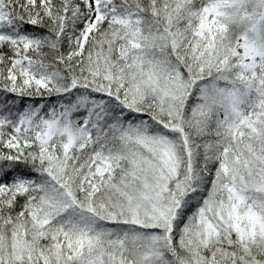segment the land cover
Listing matches in <instances>:
<instances>
[{
	"label": "snow or ice",
	"instance_id": "6c2138e0",
	"mask_svg": "<svg viewBox=\"0 0 264 264\" xmlns=\"http://www.w3.org/2000/svg\"><path fill=\"white\" fill-rule=\"evenodd\" d=\"M0 264H264V0H0Z\"/></svg>",
	"mask_w": 264,
	"mask_h": 264
}]
</instances>
